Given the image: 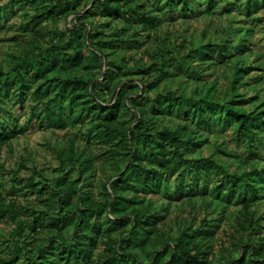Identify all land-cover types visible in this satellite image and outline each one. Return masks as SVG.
Returning <instances> with one entry per match:
<instances>
[{"label":"trees","instance_id":"16d2710c","mask_svg":"<svg viewBox=\"0 0 264 264\" xmlns=\"http://www.w3.org/2000/svg\"><path fill=\"white\" fill-rule=\"evenodd\" d=\"M45 1L35 15L38 22L71 13L76 19L72 27L66 26V31L60 33L63 38L67 33L66 40L58 37L47 46L42 43L46 35L34 30L35 41L21 55L12 53L7 69L0 67V144L22 133L17 123L11 126L1 116L6 99H13L24 112V95L31 91L35 101L31 117L38 123L45 121L47 126L65 129L81 121L92 123L91 127L108 143L102 169L110 172L102 183L100 197L83 188L84 175L96 169L95 158L90 150L80 149L79 140L69 137L57 150L58 176L47 178L41 173L38 179L27 177L25 185L44 196V210L18 206L14 200L6 201L0 192V217L6 223L0 264H264V234L256 240L251 233L238 237L232 242L237 249L240 243L238 253L227 247L212 261L209 255L217 222L204 218L194 225L176 220L166 230L159 227L171 201L190 203L197 194L219 207L221 202L242 204L236 218L239 224L246 226V220L252 231L264 227L260 217L249 215L252 199L264 201V166L244 172L230 170L212 156L195 154L192 147L203 141L192 135L199 125L210 124L213 130L224 131L235 126L233 134L245 139L249 153L246 159H258L264 153V108L244 107L241 103L246 99L236 98L240 89L235 85L229 90L232 96L223 98H209L195 91L196 95H186L171 88L157 90L168 77L184 72L181 56L170 55V49L154 53L150 62H135L136 81L127 75L136 70L117 61H106L108 67L101 71L102 57H108L109 52L100 42L103 31L92 18L99 13L126 21L138 13L136 22L148 26L158 16L145 14L147 3L162 0H145L134 8L130 4L126 8L130 0ZM81 1L84 8L90 1L93 4L82 12ZM251 1L240 3L250 6ZM20 4L21 0H12L11 5L0 7V28ZM165 4L170 11L177 6L179 15L202 12L201 0H166ZM127 31L123 27L113 32V41L119 36L136 35L135 30L130 35ZM146 37L150 38L151 33ZM130 38L119 40L127 43ZM195 50L200 59H224L230 53L213 42ZM184 55L192 54L188 51ZM242 69L236 66V77ZM125 79L132 81L113 97ZM111 98L113 102L107 104L105 101ZM6 110L12 111L8 107ZM10 116L19 121L13 111ZM183 119L187 120L185 124L178 123ZM194 124L197 127L193 128ZM221 172L224 176L220 181L209 182V177ZM174 174L172 188L170 176ZM13 181L14 191L22 189L17 181L24 183L16 178ZM163 198L165 201L159 202ZM92 214H97L99 220L92 221ZM116 231L118 235L114 236ZM100 237L104 247L101 257L94 259Z\"/></svg>","mask_w":264,"mask_h":264},{"label":"rangeland","instance_id":"374dc122","mask_svg":"<svg viewBox=\"0 0 264 264\" xmlns=\"http://www.w3.org/2000/svg\"><path fill=\"white\" fill-rule=\"evenodd\" d=\"M91 1L85 5V8L81 1L79 9L81 11L89 9L93 4ZM143 1L145 0H130L126 8L129 4L138 7ZM165 1L162 0L156 4L151 1L147 3L145 14L158 16L157 20L151 21L148 26L136 22L137 18H140L138 13L129 16L128 18L131 19L126 21L99 13L91 17L98 22L99 30L103 31L100 42L109 52L108 57H103L101 71L104 72L108 67L106 63L108 60L127 64L128 68L133 69L135 62L148 60L150 62L154 58V53L162 48L170 49V55L173 53L177 54V57L181 56L179 62L183 64L184 72L168 77L157 90L165 91L171 88L184 92L186 95H196L195 91L198 95L201 93L209 98L215 96L223 98L228 97L227 94L232 96L229 90L232 85H235L240 89L236 98L246 99L241 103L244 107L264 108V4L262 1L253 0L250 6H245L240 3L245 0H201L202 12L186 16L177 14L179 11L177 6L174 11H170ZM11 2L12 0H0V7L11 5ZM45 2V0H21L19 8L15 6L14 15L9 17L4 27L0 28V67L7 69L12 59L11 54L21 55L24 48L35 41L37 37L34 30H40L46 35L42 43L47 46L58 37L63 38L61 34L66 31V26L74 25L76 19L74 13L56 20L48 18L45 22L42 20L38 22L35 15L41 12ZM123 27L128 30L129 35L135 30L136 35L131 38L130 36H119L113 41L111 37L113 32ZM148 33H151L150 38L146 37ZM66 36L63 40L67 39ZM125 38H130L127 43L119 40ZM208 42L222 45L224 50L227 49L230 52L228 57L218 59L216 56L213 59H200L195 47ZM188 51H191V56L184 55V52ZM236 66L243 68L239 71L238 77L234 71ZM109 68L119 72L118 68L113 65ZM117 74V77H123ZM127 75L135 78L134 81H136L138 72L136 70ZM131 81V79H125L117 86L114 94L124 84ZM24 97V112L19 109L18 104L13 103V99H6L5 107L11 108L15 113V116L19 118L17 122L10 116L12 111L1 108L4 122L11 126L17 123L18 127L22 128V133L18 137L0 144V192L5 196L6 201L14 200L18 206L34 208L37 212L46 208L42 199L44 196L33 191V188L25 183L30 175H34L37 179L41 173L47 178L58 176L60 161L57 150L66 145L69 137L79 140L80 149L90 150L95 158L96 169L84 175L83 188L92 191L96 197H100V192L103 190L102 183L110 172L106 168L102 169V163L108 152V143L98 135L96 129L91 127L92 123L81 121L76 126L66 129L53 125L47 126L45 121L43 124L38 123L37 118L31 117L35 105L31 91H26ZM113 100L111 98L105 102L108 104ZM131 115L132 113L128 114L126 119H129ZM26 119H29V122ZM170 120L166 119V121ZM185 121L187 120L183 119L178 123L185 124ZM193 126V128L197 127L195 124ZM197 129H194L195 133L192 135L203 141L201 144L192 146L195 154L212 156L219 164L238 172H244L255 166H264V153L256 160L246 159L249 153L245 139L244 137L238 139L233 134L235 126L225 131L219 128L213 130L210 124L199 125ZM16 173L19 175L17 176ZM175 176L176 174L170 176L172 188L175 185ZM222 176H224L222 172L212 175L209 177V182H218ZM14 178L24 183L20 185L17 181V187L22 189L18 191L12 189ZM197 195L191 199L190 203H181L179 200L171 201L168 213L161 215L165 217L159 227L166 230L171 225H175L176 220H179L181 224L193 222L194 225L201 224L204 218L217 222V227H214L213 232V247L209 255L212 261L216 260L222 250L227 247L233 248L232 250L238 253V249L241 248L240 243H238V249L232 243L238 241V237L245 238L251 233L252 238L256 240L264 234V227L257 226L255 231H252V228L247 226L246 220H244L246 226L239 224L236 218L242 204L221 202L219 207L210 199L204 200L202 195ZM163 201H165L164 198L159 202ZM249 204V215H253V219L260 217V222L264 223V201L261 203L252 199ZM89 218L92 221L99 220L97 214L89 215ZM4 227H6L5 218L0 217V248H4L5 244ZM113 234L116 236L118 232ZM102 240L103 238L100 237L94 259L101 257L100 252L104 247Z\"/></svg>","mask_w":264,"mask_h":264},{"label":"water","instance_id":"95a60500","mask_svg":"<svg viewBox=\"0 0 264 264\" xmlns=\"http://www.w3.org/2000/svg\"><path fill=\"white\" fill-rule=\"evenodd\" d=\"M103 58V57H102ZM104 60V58L102 59V61ZM115 96V94L113 95V97Z\"/></svg>","mask_w":264,"mask_h":264}]
</instances>
